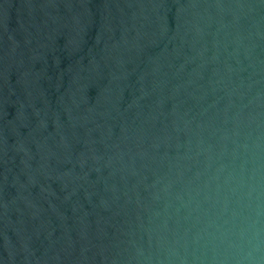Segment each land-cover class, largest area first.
Masks as SVG:
<instances>
[{
	"label": "water",
	"instance_id": "water-1",
	"mask_svg": "<svg viewBox=\"0 0 264 264\" xmlns=\"http://www.w3.org/2000/svg\"><path fill=\"white\" fill-rule=\"evenodd\" d=\"M0 264H264V0H0Z\"/></svg>",
	"mask_w": 264,
	"mask_h": 264
}]
</instances>
